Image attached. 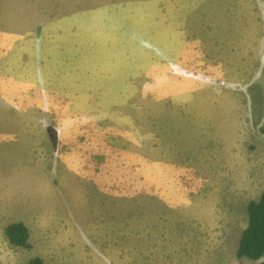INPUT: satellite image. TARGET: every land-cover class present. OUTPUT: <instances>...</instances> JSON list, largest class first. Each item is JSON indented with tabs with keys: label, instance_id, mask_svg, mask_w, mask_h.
Masks as SVG:
<instances>
[{
	"label": "rangeland",
	"instance_id": "374dc122",
	"mask_svg": "<svg viewBox=\"0 0 264 264\" xmlns=\"http://www.w3.org/2000/svg\"><path fill=\"white\" fill-rule=\"evenodd\" d=\"M263 121V0H0V264H258Z\"/></svg>",
	"mask_w": 264,
	"mask_h": 264
},
{
	"label": "trees",
	"instance_id": "16d2710c",
	"mask_svg": "<svg viewBox=\"0 0 264 264\" xmlns=\"http://www.w3.org/2000/svg\"><path fill=\"white\" fill-rule=\"evenodd\" d=\"M264 1V0H263ZM255 90H251L252 111L256 113L257 100ZM262 95V93H261ZM264 129V121L262 123ZM247 225L242 231L236 257L247 259L258 264H264V192L257 200H250L246 206ZM5 236L8 242L19 248L31 250L30 233L28 228L21 222L9 224L5 228ZM26 264H45L40 257L31 258Z\"/></svg>",
	"mask_w": 264,
	"mask_h": 264
}]
</instances>
